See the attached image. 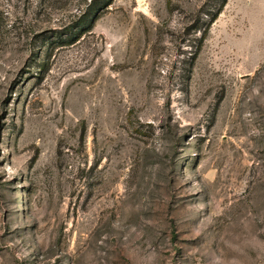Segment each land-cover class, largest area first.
Here are the masks:
<instances>
[{"label":"rangeland","instance_id":"obj_1","mask_svg":"<svg viewBox=\"0 0 264 264\" xmlns=\"http://www.w3.org/2000/svg\"><path fill=\"white\" fill-rule=\"evenodd\" d=\"M204 1L113 0L65 44L91 0H0V264H264V0L194 61Z\"/></svg>","mask_w":264,"mask_h":264},{"label":"trees","instance_id":"obj_2","mask_svg":"<svg viewBox=\"0 0 264 264\" xmlns=\"http://www.w3.org/2000/svg\"><path fill=\"white\" fill-rule=\"evenodd\" d=\"M113 2V0H91L88 8L81 12V14L70 21L63 29L57 30L55 37L61 39L60 42L65 44H72L74 39L80 36L82 33L93 27L96 20L99 17V10L101 6H108ZM228 0H205L200 8L198 9L195 17L193 18L192 24L189 26L190 31L200 32L198 37L193 39L191 45L195 48L194 53L191 57L195 61L199 51L206 40L208 33L211 29L212 24L218 18L219 14L222 12L224 6L227 4ZM43 34L42 43L50 45L51 35ZM48 47L46 50H48Z\"/></svg>","mask_w":264,"mask_h":264}]
</instances>
